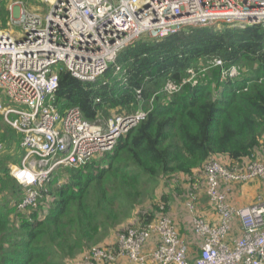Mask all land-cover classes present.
Returning a JSON list of instances; mask_svg holds the SVG:
<instances>
[{"label":"trees","instance_id":"1","mask_svg":"<svg viewBox=\"0 0 264 264\" xmlns=\"http://www.w3.org/2000/svg\"><path fill=\"white\" fill-rule=\"evenodd\" d=\"M4 1L2 29L3 12L10 20L9 4L16 0L8 9ZM220 24L140 38L94 82L59 69L55 104L62 113L78 106L90 121L139 108L148 114L101 160L57 170L33 206L19 210L21 197H14L10 206L0 199V264H65L101 242L125 216L135 213L137 224L144 227L161 213L169 215L176 199L187 201L190 190L198 194L193 171L203 169L210 157H219L230 170L244 166L248 158H263L264 28ZM217 58L224 66L209 68ZM232 66L238 67V74L223 77L222 69ZM190 69L196 84L186 82L173 94L164 90L168 80L182 84ZM21 137L15 129H0L5 145L0 152L1 196L24 193L10 167L21 164ZM199 207L200 212L206 210ZM126 228L120 227L117 237ZM117 243L101 246L115 251Z\"/></svg>","mask_w":264,"mask_h":264},{"label":"built area","instance_id":"2","mask_svg":"<svg viewBox=\"0 0 264 264\" xmlns=\"http://www.w3.org/2000/svg\"><path fill=\"white\" fill-rule=\"evenodd\" d=\"M47 13L27 11L21 0L9 4L16 33L0 28V113L21 137L26 153L22 165H11L12 176L24 187L19 210L33 206L60 168L80 167L112 151L119 139L144 120L148 111L113 114L106 120L86 119L80 107L62 113L55 104L59 69L94 82L118 54L140 38L164 36L187 27L226 23L261 25L264 0H44ZM224 66L222 59L210 67ZM116 70H121L116 67ZM238 67L222 69L234 77ZM182 84L168 80L170 94ZM141 97V89L137 90ZM100 98H97L99 101ZM5 145L0 141V152ZM249 160L230 170L217 157L204 164V193L219 221L198 215L199 194L191 191L186 206L199 239V253L191 254L179 228L161 213L151 223L122 230L115 251L94 247L75 264H113L125 257L135 264H264V159ZM245 160V161H246ZM261 183L255 202L235 205L229 189L235 184ZM163 208V207H162ZM151 240L155 247L147 250Z\"/></svg>","mask_w":264,"mask_h":264},{"label":"rangeland","instance_id":"3","mask_svg":"<svg viewBox=\"0 0 264 264\" xmlns=\"http://www.w3.org/2000/svg\"><path fill=\"white\" fill-rule=\"evenodd\" d=\"M11 0H5L3 3H2V5H3V7L5 8V9H8V4H9V2H10ZM35 3H36V5H32V6H29V5H27L26 6V4L24 3V7H25V9L27 10V11H38V12H41V13H43V14H45V13H47L48 12V10H49V6L47 5V4H45V3H43V2H41L40 0H33ZM13 2V1H12ZM11 2V3H12ZM41 3V4H40ZM7 15H8V12H6V10L3 12V17H2V24H5V29L6 30H9V31H11V32H13V33H16L18 30H20V27H18V26H14L13 24H12V20H11V16H10V20H8V18H7ZM6 18H7V21H6ZM217 27H221L222 25L221 24H217L216 25ZM0 92L2 93V91L0 90ZM3 94V93H2ZM1 128H5V129H8V130H13L14 131V129H12V127H10L9 125H8V123L6 122V120L4 119V117H3V115L2 114H0V129ZM25 153H26V151H25V149L21 146V143H20V138H19V142H18V145H17V155H18V157L20 156L21 157V159H22V161H23V157H24V155H25ZM103 157V156H102ZM101 157V158H102ZM101 158H96V160H101ZM253 159H257V158H253ZM262 159H264V155H263V158ZM22 161H21V164H10V165H19V166H21L22 165ZM249 160H246L245 161V165H246V163L248 162ZM244 164V163H243ZM243 165H242V167H237V169L236 170H240V169H243ZM62 170H64V168H60L58 171H57V173L56 174H58L60 171H62ZM194 174L198 177V179H199V181H198V183H197V185L195 186L196 188H197V191H198V194H199V196L201 197V201H199L198 202V208H200L199 206H202V207H205L206 208V210L204 211V212H207V213H205L204 214V216H206L207 218H205V219H207V220H210V221H215L214 219H216L217 218V211H216V209L214 208V205H212V204H210L209 203V200H208V197H206L205 195H204V181H205V179H204V171H203V169L202 168H196V169H194ZM19 184V183H18ZM254 184V183H253ZM253 184H246V185H253ZM20 185V184H19ZM235 185H237V187H236V192H241V187L243 186L242 184H240V185H238V184H235ZM255 186H251V189L250 190H253V194H249V192L250 191H248V193H245L243 196H242V198H243V202H248V204H250V203H253V202H255V197L257 196V193L259 192V189L260 188H256V189H253ZM190 191H192V190H190ZM235 191V190H234ZM255 191H256V193H255ZM255 193V194H254ZM24 193H21L20 192V190H17L16 192H15V195H13L12 193H10V192H6L4 195H0V199H3L4 200V203H6V202H8V206H10V205H12V202L13 201H16V199H13L14 197H21L22 198V195H23ZM253 195H255V197H253ZM152 196V195H151ZM147 201V200H146ZM145 201V202H146ZM144 202V203H145ZM148 202V201H147ZM153 203V202H152ZM142 205H144L145 207H146V205L145 204H142ZM138 206H140V205H138ZM137 209V208H136ZM135 209V210H136ZM135 212V211H134ZM199 215H202V217H203V214H201V212L199 213ZM122 218V217H121ZM138 220H137V218H136V216H135V213H133V215H128V216H125V219H124V221L120 224V225H117V228L115 229V230H111V231H109L108 233H106L103 237H102V239H101V242H97V243H95L91 248H94V247H96V246H101V245H103L104 243H106V242H109L110 241V239L112 238V237H116V234L118 233V229L121 227V228H125V227H131V226H137V227H140L138 224ZM117 240H118V237H117ZM91 248H89V249H91ZM89 249H87V250H84V251H82L81 253H78V256L74 259V258H71V260H69V261H67L65 264H75L76 262H78L79 260L78 259H80L81 258V256L83 255V253L84 252H86V251H88ZM115 263V262H114ZM113 263V264H114Z\"/></svg>","mask_w":264,"mask_h":264},{"label":"crops","instance_id":"4","mask_svg":"<svg viewBox=\"0 0 264 264\" xmlns=\"http://www.w3.org/2000/svg\"><path fill=\"white\" fill-rule=\"evenodd\" d=\"M0 97L4 99V95L1 92H0ZM251 184H253V183H251ZM251 186H255L253 189L260 188L259 191L261 190V185L254 183L253 185H243L241 187L242 188L241 192H236L237 186L233 185L229 189V196H230L231 201L235 205H248V202L247 203L243 202L242 196L245 193H248V191H250L249 194H253V190H250ZM255 193H256V191H255ZM204 195H205V193H204ZM253 197H255V195H253ZM200 199H201V197H200ZM186 203H187L186 200H180V199H178V200L176 199L175 201H173L171 204L169 215H170V219L172 220V222L179 228V232H180L182 238L184 239V241L189 246L190 253L196 255L199 253V239L191 227V216H190L189 210L187 209ZM199 213H200V211L198 212V215H199ZM205 213H207V212H201V214H203V217L207 218L206 216H204ZM216 213H217V218L214 220H215V222H218L219 221V214H218V212H216ZM199 216L202 217V215H199ZM117 235H118V233L116 234V237H112L110 239V241L106 242V243H108V244L114 243L117 240ZM155 245L156 244H155L154 240H151L149 245H148L147 250L149 251V250L153 249L155 247ZM83 257H84V255H82L81 258L78 260L82 261ZM114 264H135V263L129 261L125 257H121ZM150 264H153V263H150Z\"/></svg>","mask_w":264,"mask_h":264},{"label":"bare ground","instance_id":"5","mask_svg":"<svg viewBox=\"0 0 264 264\" xmlns=\"http://www.w3.org/2000/svg\"><path fill=\"white\" fill-rule=\"evenodd\" d=\"M243 185H246V184H243Z\"/></svg>","mask_w":264,"mask_h":264}]
</instances>
